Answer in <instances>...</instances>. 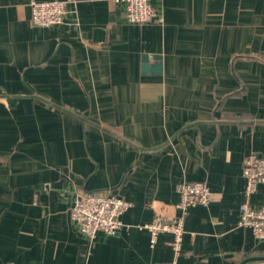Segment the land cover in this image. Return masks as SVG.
I'll return each instance as SVG.
<instances>
[{"label": "crops", "instance_id": "0c3cea01", "mask_svg": "<svg viewBox=\"0 0 264 264\" xmlns=\"http://www.w3.org/2000/svg\"><path fill=\"white\" fill-rule=\"evenodd\" d=\"M67 2L36 27L31 3ZM132 24L113 0H0V264H264V241L238 225L242 162L264 160V0H151ZM160 58V73L143 71ZM200 182L208 206L151 247L141 226L178 212ZM132 204L113 235L88 240L69 210L80 192Z\"/></svg>", "mask_w": 264, "mask_h": 264}, {"label": "built area", "instance_id": "2783aa9c", "mask_svg": "<svg viewBox=\"0 0 264 264\" xmlns=\"http://www.w3.org/2000/svg\"><path fill=\"white\" fill-rule=\"evenodd\" d=\"M113 3L123 4L124 16L132 24L144 25L160 20L151 0H113ZM67 4L62 1L32 2L33 25L48 28L62 24L67 14ZM242 177L245 180V196H249L258 185L264 184V160L255 154L246 156L242 162ZM177 193L178 202L174 206L177 215L159 208L154 211L152 221L141 226L149 233L151 247L161 234L171 235L170 246L176 256L181 251L186 210L193 206H208L210 190L203 183L189 182L180 184ZM131 207L130 202L109 191L80 192L72 200L69 218L88 240H93L98 232L113 235L121 229V216ZM238 225L250 229L256 239L264 241V204L259 207L241 204Z\"/></svg>", "mask_w": 264, "mask_h": 264}, {"label": "water", "instance_id": "95a60500", "mask_svg": "<svg viewBox=\"0 0 264 264\" xmlns=\"http://www.w3.org/2000/svg\"><path fill=\"white\" fill-rule=\"evenodd\" d=\"M148 57L145 56L143 57V71L148 72L149 70H152L154 73H160L161 70V65L158 63L160 58L155 56L154 60L156 61V64H153L151 67L148 65Z\"/></svg>", "mask_w": 264, "mask_h": 264}]
</instances>
